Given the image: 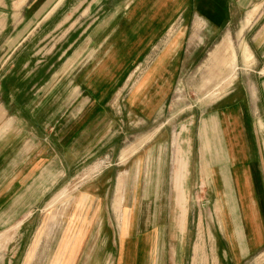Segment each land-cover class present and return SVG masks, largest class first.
Instances as JSON below:
<instances>
[{
    "label": "rangeland",
    "instance_id": "rangeland-1",
    "mask_svg": "<svg viewBox=\"0 0 264 264\" xmlns=\"http://www.w3.org/2000/svg\"><path fill=\"white\" fill-rule=\"evenodd\" d=\"M108 1L112 2H86L77 14V23H69L63 29L57 45L65 43L71 28L81 32L96 21L110 6ZM220 1L223 6L235 5L232 18L230 13L211 14L214 20L208 22L207 17L202 20L193 15L188 20L179 15L133 61L123 81L113 90L114 97L117 95L113 108L121 115L125 111V95L131 92L133 97L138 87L143 88L142 92L146 90L147 96L152 94L154 100L158 97L154 102L158 113L150 115L148 124L142 125L140 115L133 114L134 137L130 139L127 131L128 141L114 157L103 151L96 159L92 156L84 162L89 150L82 141L71 143L65 153L70 174L65 175L58 159L56 177L60 180L54 187L41 184V201L27 199L25 203L10 205L0 202V216L4 215L0 218V264H63L84 218V209L94 205L110 208L114 227L103 229L101 238L96 229L90 230L89 238L77 248V260L65 263L66 259L64 264H118L121 253L129 250L123 248L124 244L129 245L139 234L152 232L151 224L156 221L161 222L160 233H165L166 239L171 237L179 251L185 243L184 264H264V249L240 259L233 235L235 220L242 223L243 219L241 202L235 188L231 198L225 194L210 160L203 155L208 142L202 143L199 136L202 121L211 118L222 99L236 94L235 90L242 94V82L249 93L256 92L255 84L264 76V57L255 54L260 43L264 51V0H256L247 8L245 0ZM251 8L255 9L251 12ZM261 30L256 42L254 37ZM48 50L33 60L49 58ZM6 51L0 50V55ZM9 62L10 59L0 61V83L3 106L13 114V96L9 94L23 92L25 80L14 74L15 67L12 69ZM24 97L19 99L20 104L25 102ZM205 127L202 126V136ZM9 155L8 151L3 152L2 159ZM10 167L3 172L9 183L17 177L16 164ZM101 174L110 178L99 182ZM64 188L69 189L67 193H62ZM106 189H110L107 200L88 196L93 192L94 196H103ZM33 196L30 193L26 198ZM20 212L22 216L18 218Z\"/></svg>",
    "mask_w": 264,
    "mask_h": 264
},
{
    "label": "crops",
    "instance_id": "crops-1",
    "mask_svg": "<svg viewBox=\"0 0 264 264\" xmlns=\"http://www.w3.org/2000/svg\"><path fill=\"white\" fill-rule=\"evenodd\" d=\"M89 1L0 0V50L7 49L0 55V61L10 59L14 74L25 80L23 92L9 94L13 96V114L3 106L0 83V189L8 184L0 191V202L5 205L25 203L27 199L41 201L44 198L39 190L41 184L54 187L60 180L56 177L59 160L65 175L69 173L65 153L71 143L82 141L89 150L84 162L92 156L96 159L103 151L114 157L128 141L126 132L129 131L130 139L134 137L133 114L140 115L141 124L146 125L150 115L158 113L154 104L158 101L157 95L154 100L152 94L147 96L146 90L142 92V87H138L133 97L129 92L122 98L125 109L122 115L113 108L112 101L117 95L114 97L112 92L123 81L133 61L143 55L179 15H185L188 20L193 15L199 19L207 17L209 22L214 20L211 14L230 13L232 18L231 9L235 7L233 4L223 6L220 0H112L96 21L81 32L71 28L65 43L57 45L63 29L69 23H77V14ZM255 2L245 0L244 4L247 8ZM261 5L264 6V1ZM89 7L91 9V5ZM254 9L251 8V12ZM261 32L256 33V42ZM262 45L255 49L259 58L264 57ZM38 46L42 49L38 50ZM48 48L49 58L33 60ZM155 68L153 75H156ZM255 85L256 92L249 93L242 82L243 93L235 90L236 94L222 99L211 118L202 121L199 131L200 141L208 142L206 155L202 154L210 160L225 194L231 198L235 188L241 202L243 219L242 223L235 220L233 235L241 260L264 249V76ZM23 96L25 102L20 104ZM254 98L257 106L253 105ZM203 125L206 126L204 136ZM7 151L10 155L3 160L2 154ZM40 153L44 155L40 157ZM13 163L17 177L9 183L4 180L3 172L11 169ZM101 176L99 182L110 178L105 174ZM30 193L34 196L26 198ZM95 193L88 196L107 200L110 189H106L103 196H94ZM95 206L84 209V218L63 264L66 259L65 263L77 260V248L89 238L90 230L96 229L97 237L101 238L103 229L114 227L110 208ZM21 216L20 212L18 218ZM151 225L152 232L139 234L129 245L124 244L123 248L129 250L121 253L118 264H184L185 243L179 251L171 237L166 239L165 233H160L161 222Z\"/></svg>",
    "mask_w": 264,
    "mask_h": 264
},
{
    "label": "bare ground",
    "instance_id": "bare-ground-1",
    "mask_svg": "<svg viewBox=\"0 0 264 264\" xmlns=\"http://www.w3.org/2000/svg\"><path fill=\"white\" fill-rule=\"evenodd\" d=\"M84 179H85V178H84ZM84 179H83V180H84ZM73 187H76V184H75ZM71 189H72V188H71ZM68 190H69V189H66V190H64L62 193H65V192L67 193ZM54 202H55V200H53V201L51 202V204L54 203Z\"/></svg>",
    "mask_w": 264,
    "mask_h": 264
}]
</instances>
